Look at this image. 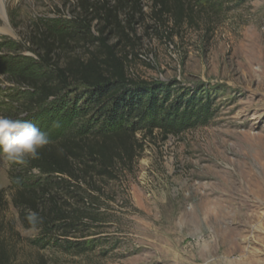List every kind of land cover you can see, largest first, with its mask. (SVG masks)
Here are the masks:
<instances>
[{
	"label": "rangeland",
	"instance_id": "rangeland-1",
	"mask_svg": "<svg viewBox=\"0 0 264 264\" xmlns=\"http://www.w3.org/2000/svg\"><path fill=\"white\" fill-rule=\"evenodd\" d=\"M69 1L0 0V37L22 51L9 55H31L36 21L66 13ZM223 8L214 30L204 18L171 41L138 28L124 50L128 75L209 94L212 119L179 135L138 134L133 170L101 185V221L75 237L93 251L42 252L50 264H264V0H224ZM16 87L0 72V117L28 112V93L19 99ZM14 163L0 155V189L11 171L28 175ZM17 211L10 201L8 217Z\"/></svg>",
	"mask_w": 264,
	"mask_h": 264
},
{
	"label": "trees",
	"instance_id": "trees-1",
	"mask_svg": "<svg viewBox=\"0 0 264 264\" xmlns=\"http://www.w3.org/2000/svg\"><path fill=\"white\" fill-rule=\"evenodd\" d=\"M223 4L73 0L66 13L36 21L28 39L31 55H9L22 52L10 47L18 42L0 37V72L11 77L19 99L28 93L22 105L28 112L10 119L35 124L51 141L38 158L15 162L28 175L11 171V185L0 189V264H50L42 252L53 249L93 251L92 241L75 237L93 234L90 228L102 216L101 185L121 181L133 170L141 138L155 132L179 135L209 124L214 111L209 94L176 81L130 77V54L124 50L139 27L169 41L183 28L202 26L204 18L206 31L214 30ZM10 201L18 210L12 218ZM24 228L39 234L29 239ZM35 251L33 258L29 253Z\"/></svg>",
	"mask_w": 264,
	"mask_h": 264
},
{
	"label": "clouds",
	"instance_id": "clouds-1",
	"mask_svg": "<svg viewBox=\"0 0 264 264\" xmlns=\"http://www.w3.org/2000/svg\"><path fill=\"white\" fill-rule=\"evenodd\" d=\"M51 143L47 133L35 124L18 119L0 117V155L11 162L36 159L39 151ZM33 221L35 217L31 218Z\"/></svg>",
	"mask_w": 264,
	"mask_h": 264
},
{
	"label": "bare ground",
	"instance_id": "bare-ground-1",
	"mask_svg": "<svg viewBox=\"0 0 264 264\" xmlns=\"http://www.w3.org/2000/svg\"><path fill=\"white\" fill-rule=\"evenodd\" d=\"M3 2V0H1Z\"/></svg>",
	"mask_w": 264,
	"mask_h": 264
}]
</instances>
